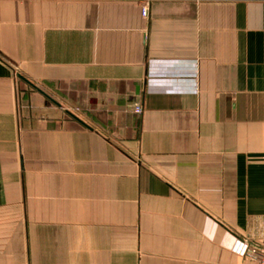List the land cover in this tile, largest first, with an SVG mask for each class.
Instances as JSON below:
<instances>
[{
	"label": "crops",
	"instance_id": "obj_1",
	"mask_svg": "<svg viewBox=\"0 0 264 264\" xmlns=\"http://www.w3.org/2000/svg\"><path fill=\"white\" fill-rule=\"evenodd\" d=\"M263 237L264 0H0V264Z\"/></svg>",
	"mask_w": 264,
	"mask_h": 264
},
{
	"label": "built area",
	"instance_id": "obj_2",
	"mask_svg": "<svg viewBox=\"0 0 264 264\" xmlns=\"http://www.w3.org/2000/svg\"><path fill=\"white\" fill-rule=\"evenodd\" d=\"M142 16L148 18V5L142 7ZM135 113L141 115L143 110L140 106L135 108ZM237 252L243 257L244 264H264V237L261 240L240 242Z\"/></svg>",
	"mask_w": 264,
	"mask_h": 264
},
{
	"label": "water",
	"instance_id": "obj_3",
	"mask_svg": "<svg viewBox=\"0 0 264 264\" xmlns=\"http://www.w3.org/2000/svg\"><path fill=\"white\" fill-rule=\"evenodd\" d=\"M19 78L21 80H23L24 82H26L28 85H30L33 89L37 90L38 92H40L41 94H43L45 97H47V95L45 93H43L41 90H39L36 86H34L33 84H31L28 80H26L24 77L20 76L19 75ZM69 116H71L73 119L77 120L78 122H81L79 121V119H77V117H75L74 115L68 113Z\"/></svg>",
	"mask_w": 264,
	"mask_h": 264
}]
</instances>
